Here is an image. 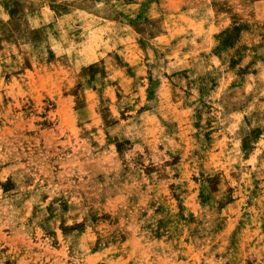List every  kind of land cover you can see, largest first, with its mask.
<instances>
[{"label":"clouds","instance_id":"9594fccd","mask_svg":"<svg viewBox=\"0 0 264 264\" xmlns=\"http://www.w3.org/2000/svg\"><path fill=\"white\" fill-rule=\"evenodd\" d=\"M139 2L18 0L21 11L13 18L0 0V95L8 92L4 77L15 74L23 105L0 104V264H88L94 252L102 264H120L117 254L131 264H158L184 253L179 236L194 211L189 242L200 264H243L239 233L225 244L214 224L223 219L221 200L231 195L225 187L246 195L252 176L260 200H253L256 213L244 209L247 254L264 255V0H184L174 15L197 26L182 29L181 44L195 50L183 64L154 30L137 33L119 16L134 18ZM170 7L154 3L149 19L171 20ZM245 23L248 31L235 39L231 28ZM182 67L190 70L181 75ZM162 87L171 88V99ZM35 95L43 96L42 106ZM62 104L77 135L49 149L41 130L56 127L49 113ZM218 173L223 186L213 192ZM196 192L212 199L194 201ZM53 245L67 246L71 255H52Z\"/></svg>","mask_w":264,"mask_h":264},{"label":"rangeland","instance_id":"374dc122","mask_svg":"<svg viewBox=\"0 0 264 264\" xmlns=\"http://www.w3.org/2000/svg\"><path fill=\"white\" fill-rule=\"evenodd\" d=\"M167 4L170 6V13H172V19L169 20L168 17L163 16H157L156 19H149L148 13L152 10V6L155 3L157 7H159L161 0H140L138 7L135 12L134 18H131L127 16L125 13L120 12L119 16L124 17L125 20L129 22V24L132 26L134 31L137 33H144L145 31H149V29L154 30V32H150V34L155 35L159 34L162 38V42L167 44L171 48V54L174 55V57L181 61V64H183L185 57H190L192 54H195V50L188 51L186 50L185 46L181 44V37L184 35L182 29L184 28L185 24L191 25L193 27L197 26V22L190 17L187 16H181L179 19L175 17V12L177 10L183 11L184 6V0H165ZM138 3V0H125V4H130L133 6H136ZM5 7L9 9L10 15L15 18L16 15L21 11V5L18 3V0H5ZM223 10V9H221ZM217 24H212V28H216ZM205 25H199V30L204 31ZM249 25L248 24H240L239 26H233L231 28V33H235V39H239V32L241 29L244 31H248ZM83 31V28H80L79 25L77 26V29L75 30V35L78 37L77 43H82L84 41V38L80 37V32ZM230 30L228 28L224 29V32H229ZM215 33H212V39L215 38ZM102 37L92 36L90 39L92 41H96L97 39H100ZM210 43V40L208 41ZM225 43L228 46H231L232 43H234L233 37L230 35ZM136 45L140 48H144V42L142 40H137ZM196 45H200V40L197 39ZM167 50V49H166ZM215 51V49H212ZM134 55V52L132 53ZM200 55H203V52L199 53ZM119 62V61H118ZM127 64V61L124 62ZM190 69L186 67H182L180 70V74L183 75ZM32 70L29 69V72ZM254 73L258 72V69L253 70ZM21 72L23 70L21 69ZM128 74L134 76L135 72L133 71V66H128ZM173 75H176V73H173ZM165 76L167 77V73H165ZM4 80L7 83V95L2 96L0 95V104L7 105L10 101L13 99H16V107L22 108L23 105L19 103V100L16 98L15 95V89L19 86V81L16 79L15 74H12L10 76L6 75L4 77ZM151 83V81H150ZM213 83L214 82H210ZM46 84V81H45ZM159 85V81L156 82L153 87ZM230 87H235V82H230ZM5 87L4 84H0V92L3 91V88ZM53 87H57L56 85H53ZM162 92L167 91L168 98H172V90L171 88H165L162 87ZM203 91V89H202ZM61 95L63 93L61 92ZM33 101H35L37 106H42L43 96L42 95H35L32 97ZM41 110L43 108L41 107ZM179 112L180 110L177 109ZM49 118L52 119L56 123L55 128H47L41 130V135L44 137L47 147L49 149H53L55 147L64 146L71 143L72 137L77 135L76 128L73 125L71 121V116L67 113L65 110V107L63 104L55 113H49ZM178 127H183V123L179 120L176 122ZM209 131L205 134V139L209 142V145L212 144V122L207 121ZM196 127H199V124L197 123L194 125ZM31 127V125H30ZM71 132V136H68L67 139H65L66 131ZM59 137L60 139V145H56L55 141ZM218 150V149H217ZM179 158L178 156L176 157ZM247 158V157H246ZM227 177H231L232 179H235L233 174L231 172L227 173ZM223 177L218 175L213 180V187L212 191L216 192L219 191V188L217 185L223 186L221 184V180ZM249 180L251 181V188L245 189L246 195L242 194L241 192H234V188L232 186H226L225 192L231 195L227 196V201L221 200L219 204L218 210L221 213V216L223 219L219 220L214 224V230L216 231L217 238L221 240L225 244L233 243V237L236 236V234L239 233V242L240 246L245 251L244 261L243 264H253V261H256V264H259V261L261 259H264V255H256L255 249L252 250V255H248V242H250L251 236H250V230L245 229L244 222L245 217L248 216V213L244 210L245 207H247L252 213H256L257 209L253 207V200L259 201V180L255 177H249ZM234 193V194H233ZM165 196L172 197V203H176V199L174 196H172L171 191H165ZM122 199V197H117V201ZM195 200H203L207 202L208 200L212 199L211 193H209L208 196H204L202 192H196L193 197ZM111 207L113 209L116 208V202L110 201L109 202ZM193 207L195 209L199 208L198 204H194ZM161 208H164L163 205H161ZM164 211H167V209H164ZM196 211L192 214V219L188 223L182 224V234L179 236V242L180 246L185 249L183 254L178 255L174 259H169L165 257L158 258V264H177V260L179 261V264H200L199 259V253L195 250L193 245L189 242V237L192 235V232L189 229V223H191L193 226L195 225V216ZM105 228H109L110 226L105 223L103 225ZM264 227V225H262ZM171 238V237H170ZM93 240H95V237H93ZM162 244L164 241H160ZM0 243H2V240H0ZM127 246V243L125 244ZM169 247H171L169 245ZM49 252L54 256L64 257L67 259L71 252L67 246H65L63 249L57 248L54 245L48 248ZM103 256L100 252H94L93 256L89 258L88 264H102ZM116 260L120 262V264H131L130 260L126 257H121L117 254ZM57 264H61V262L58 260Z\"/></svg>","mask_w":264,"mask_h":264}]
</instances>
